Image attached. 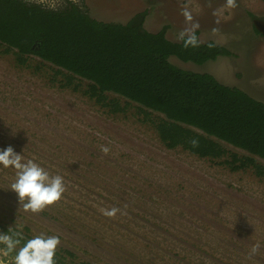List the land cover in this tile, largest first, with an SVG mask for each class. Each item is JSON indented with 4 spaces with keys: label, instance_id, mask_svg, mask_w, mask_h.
I'll list each match as a JSON object with an SVG mask.
<instances>
[{
    "label": "rangeland",
    "instance_id": "obj_1",
    "mask_svg": "<svg viewBox=\"0 0 264 264\" xmlns=\"http://www.w3.org/2000/svg\"><path fill=\"white\" fill-rule=\"evenodd\" d=\"M26 1L53 10L71 1L99 22L125 24L144 13L143 29L163 30L171 42L198 23L200 42L225 46L234 56L202 65L171 63L208 73L264 103V38L252 26L264 17L260 0H236L235 8L226 0ZM1 51L0 150L12 146L24 162L62 176L66 191L38 214L25 211L11 190L16 170L0 165V225L26 227L32 237L58 236L57 250L70 249L94 264H264V160H255L257 174L253 168L231 171L218 164L224 158L167 150L150 121L155 113L123 99L121 110L103 107L52 83L53 71L38 58L18 66ZM113 207L119 209L115 217L103 214ZM257 243L259 251L250 255ZM4 257L0 250V264H13Z\"/></svg>",
    "mask_w": 264,
    "mask_h": 264
},
{
    "label": "trees",
    "instance_id": "obj_2",
    "mask_svg": "<svg viewBox=\"0 0 264 264\" xmlns=\"http://www.w3.org/2000/svg\"><path fill=\"white\" fill-rule=\"evenodd\" d=\"M144 17L138 13L125 24L99 22L72 3L51 10L22 0H0V48L11 53L18 66L28 67L31 57L38 58L53 71L52 83L81 92L103 107L121 110L118 100L123 99L137 110L155 113L156 120L150 121L167 150L224 158L218 164L231 171L253 168L261 174L255 160H264V103L208 73L180 69L170 61L202 65L234 54L212 41H199L197 47L171 42L163 30L143 29ZM108 95L115 96L110 100ZM15 231L0 225V233ZM22 234L24 241L33 238L26 227ZM4 248L0 244V250ZM14 255L3 260L12 261ZM55 259L57 264H94L63 248L56 250Z\"/></svg>",
    "mask_w": 264,
    "mask_h": 264
},
{
    "label": "clouds",
    "instance_id": "obj_3",
    "mask_svg": "<svg viewBox=\"0 0 264 264\" xmlns=\"http://www.w3.org/2000/svg\"><path fill=\"white\" fill-rule=\"evenodd\" d=\"M228 8H235L238 5L236 0H226ZM182 14L186 21L191 23L192 15L189 11L184 10ZM219 23V21H216ZM199 28L198 23H192L190 28L181 31L178 34V40L184 42V46H199V40L195 35V30ZM213 33L218 29H213ZM212 45H209L211 47ZM193 146H197L198 142L191 141ZM105 154L109 152L107 147L101 149ZM0 165L5 169L14 168L16 170V180L11 185L19 200V204L23 206L25 211L38 214L47 207L58 203L66 187L63 177L60 175L52 176L39 164L28 160L23 161L21 154L16 153L12 146H8L4 150H0ZM119 209L113 207L111 210H104L103 214L107 217H115ZM22 231H15L11 235L8 233H0V244L5 248L2 250L5 257L10 256L13 252V264H57L55 255L61 241L58 236L37 235L31 239L24 241ZM260 245L257 243L252 246L250 255H255L259 251ZM18 249V250H17Z\"/></svg>",
    "mask_w": 264,
    "mask_h": 264
},
{
    "label": "water",
    "instance_id": "obj_4",
    "mask_svg": "<svg viewBox=\"0 0 264 264\" xmlns=\"http://www.w3.org/2000/svg\"><path fill=\"white\" fill-rule=\"evenodd\" d=\"M252 25L254 30L264 38V19L256 18V20L252 21Z\"/></svg>",
    "mask_w": 264,
    "mask_h": 264
},
{
    "label": "flooded vegetation",
    "instance_id": "obj_5",
    "mask_svg": "<svg viewBox=\"0 0 264 264\" xmlns=\"http://www.w3.org/2000/svg\"><path fill=\"white\" fill-rule=\"evenodd\" d=\"M22 1H24V2H26V3H29V4H34V3H31V2H29V1H26V0H22ZM69 3H72V4H75V3H73V2H69ZM37 5V4H36ZM76 5V4H75ZM40 6V5H39ZM77 6V5H76ZM42 7V6H41ZM79 7V6H78ZM42 8H44V7H42ZM44 9H47V8H44ZM80 9L82 10V8L80 7ZM51 10H53V9H51ZM259 19H264V17L263 18H260V17H258ZM144 19H145V17H144ZM143 19V20H144ZM253 20H256V19H253ZM252 20V21H253ZM253 26V25H252ZM254 29V28H253ZM232 52V51H231ZM233 57V56H232ZM226 58H229V57H226Z\"/></svg>",
    "mask_w": 264,
    "mask_h": 264
}]
</instances>
